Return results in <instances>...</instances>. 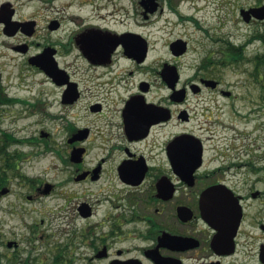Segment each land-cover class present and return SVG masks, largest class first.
Returning a JSON list of instances; mask_svg holds the SVG:
<instances>
[{"label": "flooded vegetation", "instance_id": "obj_1", "mask_svg": "<svg viewBox=\"0 0 264 264\" xmlns=\"http://www.w3.org/2000/svg\"><path fill=\"white\" fill-rule=\"evenodd\" d=\"M245 1L0 0L1 46L23 59L0 73V173L27 183L30 211L75 213L77 264H264V15L245 13L264 0ZM17 107L28 137L3 127ZM29 158L45 162L26 174ZM12 194L0 186L2 210L22 216Z\"/></svg>", "mask_w": 264, "mask_h": 264}, {"label": "rangeland", "instance_id": "obj_2", "mask_svg": "<svg viewBox=\"0 0 264 264\" xmlns=\"http://www.w3.org/2000/svg\"><path fill=\"white\" fill-rule=\"evenodd\" d=\"M248 1L252 2V0H247L244 2V4H248ZM228 5L229 4L223 5V12L230 11V7ZM223 12H221L219 15L223 16ZM209 14L215 15L208 13L207 11H205L202 15ZM192 31V26H189L188 24L176 26L175 30H173L172 32L171 37L179 35L183 36L184 34L182 33L191 35ZM2 39V35L0 34V73L2 75V78L7 79L11 77L10 79H13L12 76L17 75V67L23 66V59L20 58L19 55L16 56V54L10 51L8 48L2 47ZM258 53H264V48H260L258 50ZM168 54L169 53L167 51L163 52L165 58L168 57ZM193 54V52H189L186 55L182 56L180 58V62L183 61L188 63L192 61L191 59H193ZM22 68H24L23 73L27 79L29 77L37 76L36 74L33 75L31 73V69H28L26 66ZM222 76L225 81H229L232 83L238 80L236 68L226 67V69L223 70ZM11 90L15 91L14 88H11ZM233 102L234 107H236L238 101L235 100ZM13 111V113H16L13 119V121L15 122L11 123L10 120L13 118V116H8V119L3 120V127L7 129L13 128L10 131L17 137H28L31 133L29 120H27L28 118H26V115L21 112L22 110H20V107L14 108ZM224 119L226 122L228 121L237 123L238 125L240 124L239 120L234 117L231 111H228L226 115H224ZM224 134L226 135V140L231 142L233 145L236 144L234 131L227 130V133ZM257 135H259V138H257ZM253 138H255L254 140L257 141L256 144L262 145L264 143V133L260 129L259 131L254 132ZM21 147L23 148L22 151L29 150V147L26 144ZM44 162V159H41L39 160V162H37L36 158H29L28 161L21 164V170L26 174H31L32 172L40 170V164L43 165ZM50 179H52V177H50ZM20 182L21 180H19L18 177L15 178L10 174V180L6 183L13 190V194L8 196L5 199L4 203L7 204V200L10 201L11 199H13L15 194L20 193L21 196H16L15 200H17V202L22 205V209L20 211V214H22V216L16 215L15 213L14 215L7 214L6 211L3 212L2 210L5 209V206L0 205L1 259L3 261H6V259L8 258H17L18 261L27 259L30 264H32L33 262L35 263L36 261H39L40 264H48L55 258L58 252L62 251V256L63 258H65V261H67V264H77L75 260H72L68 257V252L64 251V244L71 238L70 231L76 229L80 224V221H78L79 219L76 218L75 213L68 214V220H66L65 218V221H62V218L60 220L58 219V217L55 218V216L58 215V212H56L55 208L52 211L48 212V210L42 208L40 205H36V210L30 211L31 205L29 203H26L24 201V197L22 196L23 193L29 191V187L27 183L26 185L20 186ZM35 223V229H31V225ZM7 240L17 241L18 244H16L17 246L15 247L12 246V244H10V247H7L5 245ZM71 242H73L71 243L73 244L71 248H73L75 246V239H73Z\"/></svg>", "mask_w": 264, "mask_h": 264}, {"label": "water", "instance_id": "obj_3", "mask_svg": "<svg viewBox=\"0 0 264 264\" xmlns=\"http://www.w3.org/2000/svg\"><path fill=\"white\" fill-rule=\"evenodd\" d=\"M248 12H251L253 15H256V16L260 17V16L264 15V5H262L260 7H256V8H251L250 10L245 11V13H248ZM180 43H183V42L179 40V41H176L174 44L175 45H178ZM206 194L209 195V196H210V194L211 195H218L222 199L221 204L222 203L223 204L228 203L229 205H231L233 203H236V199L235 200H232L231 197H234V196L232 195L231 191L228 190V189H227V192L224 191V190H221L220 191V187L217 186V187H214V188L209 189L206 192ZM231 210H232V213H233V209H231ZM230 213L231 212L229 211V214ZM237 222H238V219L234 223L235 224L234 225V229L237 226V224H236ZM219 223H220V221H219ZM232 223H233L232 216L228 217V219H227V221H226L225 224H224V221H222V224L225 225L226 227H230L232 225ZM233 232H234V230H233ZM10 244H11V242L9 241L7 245L10 246Z\"/></svg>", "mask_w": 264, "mask_h": 264}, {"label": "trees", "instance_id": "obj_4", "mask_svg": "<svg viewBox=\"0 0 264 264\" xmlns=\"http://www.w3.org/2000/svg\"><path fill=\"white\" fill-rule=\"evenodd\" d=\"M260 60H264V56L260 57ZM2 139L5 141L8 138L5 135ZM4 162H5L4 164H2V163L0 164V168L13 165V162H8V161H4ZM5 182H6L5 178L0 173V186L2 184L3 185L6 184ZM61 252H58V254L55 256V258L48 264H67V261H65V258H63ZM18 262L19 261L17 260V258L16 259L15 258H8V259H6V261H3L0 257V264H19ZM21 264H30V262H28V260L25 259L24 261H22ZM32 264H40V262L36 261L35 263L33 262Z\"/></svg>", "mask_w": 264, "mask_h": 264}]
</instances>
